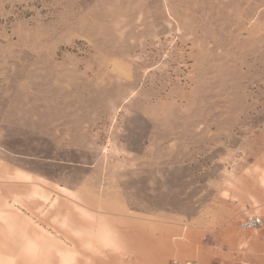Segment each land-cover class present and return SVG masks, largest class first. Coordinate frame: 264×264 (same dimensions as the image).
<instances>
[{
  "label": "rangeland",
  "instance_id": "1",
  "mask_svg": "<svg viewBox=\"0 0 264 264\" xmlns=\"http://www.w3.org/2000/svg\"><path fill=\"white\" fill-rule=\"evenodd\" d=\"M250 216L264 0H0V264H202Z\"/></svg>",
  "mask_w": 264,
  "mask_h": 264
},
{
  "label": "crops",
  "instance_id": "2",
  "mask_svg": "<svg viewBox=\"0 0 264 264\" xmlns=\"http://www.w3.org/2000/svg\"><path fill=\"white\" fill-rule=\"evenodd\" d=\"M217 243V251L209 248L202 264H264V225L220 236Z\"/></svg>",
  "mask_w": 264,
  "mask_h": 264
},
{
  "label": "bare ground",
  "instance_id": "3",
  "mask_svg": "<svg viewBox=\"0 0 264 264\" xmlns=\"http://www.w3.org/2000/svg\"><path fill=\"white\" fill-rule=\"evenodd\" d=\"M114 232V231H113ZM116 232V234H118V235H121V232H122V230H120V229H118L117 231H115ZM139 233V232H138ZM138 233L137 232H133V233H129V234H127L126 233V235H122V236H124V237H126V240H128L129 242L131 241L132 243H135V245H136V247H135V249L134 250H137L138 251V253H140V250H141V242L139 241V235H138ZM124 234V233H123ZM121 236V237H122ZM92 239V238H91ZM71 241V240H70ZM96 240H94V242H92V241H89L88 240V238H84V237H80V238H78V242L76 243V245L75 244H73V246L72 247H69V248H67V249H70V248H72L71 249V251H74V254L76 255V257L78 258V262H79V264H98L97 263V255H96V253L99 255L100 253H102V252H100V250L101 249H103L104 250V248L105 247H102L101 245H99V243L97 244L96 242H95ZM105 241H106V238H105ZM109 241V240H108ZM115 241V240H114ZM120 242H122V240H120ZM125 242V241H124ZM73 243V242H72ZM101 243V242H100ZM105 243V242H104ZM131 243V244H132ZM122 245L124 244V243H121ZM122 245L121 246H119L118 248L120 249V247L121 248H123L124 249V247H122ZM66 246V245H65ZM124 246V245H123ZM131 246V245H130ZM30 248V247H29ZM62 248V247H61ZM33 249V248H32ZM107 249V248H106ZM122 249V250H123ZM140 249V250H139ZM23 250V249H22ZM24 250H25V248H24ZM28 250V249H27ZM102 250V251H103ZM108 250V249H107ZM121 250V249H120ZM121 250V251H122ZM127 250V249H126ZM130 250V249H129ZM34 251V250H33ZM109 251V250H108ZM124 251V250H123ZM133 251V250H132ZM22 252H24V251H22ZM40 252H41V250H40ZM115 252V251H114ZM113 252V253H114ZM28 253V252H27ZM31 254V253H30ZM71 254V253H70ZM115 254V253H114ZM116 254H117V252H116ZM39 255V254H38ZM47 255H48V253H47ZM47 255H46V257H47ZM101 255H103V254H101ZM105 255H107V254H105ZM118 255L119 254H117V257H118ZM115 256V255H114ZM121 256H123L122 254H120V257ZM1 257V256H0ZM31 257H33V256H31ZM72 257V256H71ZM74 257V256H73ZM107 257V256H106ZM100 258V257H99ZM102 258V257H101ZM141 258V257H140ZM9 259V258H8ZM29 259V258H28ZM32 259V258H31ZM30 259V260H31ZM7 260V259H6ZM6 260L4 261L5 263H6ZM33 261H35L34 260V258L32 259ZM44 260V259H43ZM42 260V261H43ZM73 260V259H72ZM103 260H104V258H103ZM41 261V260H40ZM58 262H57V264H74L73 263V261H67L66 260V258H65V256H61V255H59L58 256V260H57ZM119 261V260H118ZM121 261H123V260H121ZM24 262V261H23ZM101 262H102V260H101ZM2 263H3V261H2ZM14 263H15V261H14ZM24 263H26V262H24ZM28 263V262H27ZM36 263V262H35ZM34 263V264H35ZM31 264H33V263H31ZM102 264H106L105 262H102ZM113 264V263H112ZM117 264H122V262H117ZM123 264H125V263H123Z\"/></svg>",
  "mask_w": 264,
  "mask_h": 264
},
{
  "label": "built area",
  "instance_id": "4",
  "mask_svg": "<svg viewBox=\"0 0 264 264\" xmlns=\"http://www.w3.org/2000/svg\"><path fill=\"white\" fill-rule=\"evenodd\" d=\"M244 225L248 228H253L259 225H264V219L258 216H250L246 218Z\"/></svg>",
  "mask_w": 264,
  "mask_h": 264
}]
</instances>
